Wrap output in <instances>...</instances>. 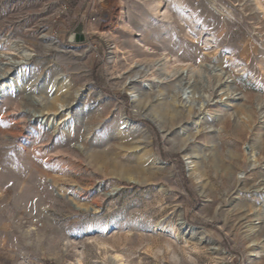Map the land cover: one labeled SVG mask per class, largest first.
Instances as JSON below:
<instances>
[{"label": "rangeland", "instance_id": "374dc122", "mask_svg": "<svg viewBox=\"0 0 264 264\" xmlns=\"http://www.w3.org/2000/svg\"><path fill=\"white\" fill-rule=\"evenodd\" d=\"M0 72V264H264V0H0Z\"/></svg>", "mask_w": 264, "mask_h": 264}, {"label": "bare ground", "instance_id": "6f19581e", "mask_svg": "<svg viewBox=\"0 0 264 264\" xmlns=\"http://www.w3.org/2000/svg\"><path fill=\"white\" fill-rule=\"evenodd\" d=\"M42 37L46 38V35ZM78 37L79 35L76 32H73L71 35V39H76ZM10 49L12 50L13 54L18 53L24 59H28L30 57V54L26 53V51L18 52L17 51L18 49L15 48V45H11ZM2 73L3 72H0V78L3 77L4 75ZM56 83H57L56 80L50 81V82H43L39 77H34L31 80H26L23 77L18 78V79L8 78L4 82H0V94H2L5 91L13 89L14 87H21L22 89L31 90L35 87H38L39 85H47L49 86L48 90L51 91L52 89L55 88V86L58 85ZM230 87H231L230 83L226 81L223 88L221 89V92H222L221 95L228 96V90ZM184 90L186 92L187 87ZM50 91L45 92L43 90H38L36 94L31 96V99L34 100L35 102H36V99H35L36 97L42 101L37 113H33V116H39V115L45 116L46 115L47 116L46 121L53 122L56 124L62 118L65 119L69 113H66V110L64 109V107H66L67 105L66 100L60 97L58 94L53 97H49L48 93H50ZM188 166H189L190 172H192L193 174L194 170L193 168H191L190 162H188ZM250 229L252 230L254 228L251 227Z\"/></svg>", "mask_w": 264, "mask_h": 264}]
</instances>
